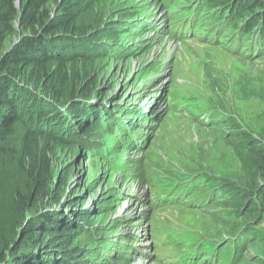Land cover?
Masks as SVG:
<instances>
[{
    "label": "rangeland",
    "instance_id": "374dc122",
    "mask_svg": "<svg viewBox=\"0 0 264 264\" xmlns=\"http://www.w3.org/2000/svg\"><path fill=\"white\" fill-rule=\"evenodd\" d=\"M24 1L0 0V28L5 22L3 15L8 14L6 2H13L17 10L12 19L14 33L6 40V52L31 35L30 30L23 29L20 24ZM36 2L41 3V0ZM65 3L66 0L51 1V16H56ZM137 10L147 13L148 22H163L165 34L150 33L148 37L140 35L141 31L134 41H141L139 56L109 62L99 55L89 69L86 68L96 89V97L89 100L98 97L100 104H112L118 100L123 105L130 104V108L137 112L140 111L141 98L149 95L143 102L154 106V112L147 120L146 131L151 137L149 145L144 151L123 155L128 162L123 170L116 172L102 161L88 158L78 144V138H70L68 143L59 142L47 156L51 178L57 181L56 189L63 190L65 198H71L74 202L70 204L76 206L68 209L57 206L56 209L70 212V215L79 211L86 215L81 217L82 223L86 222L90 230L98 229V234L91 237L77 228L78 222L76 225L67 222L69 226L64 236L56 240L70 254L85 257L87 264H97L101 259L97 250L92 251L94 254L90 252L88 258L85 256L93 246L111 249L116 255L119 253V258L112 264H181L175 253L188 251L201 240L197 229L202 237L222 238L233 233L231 230L238 219L219 216L216 212L220 209L216 207L205 210H191L186 206L157 209V205L152 208L148 199L152 193L161 192L168 183L187 181L198 170L219 175L244 192L253 191L255 183L261 185L264 182L252 164L255 157L251 160L253 143L264 145V59L247 61L213 47L206 40L172 35V22L168 18L170 10L163 0H91L75 16L77 26L81 27L82 38L78 41L88 40L89 43L97 39L98 32L114 27L124 13ZM85 28L87 31L82 32ZM170 43L172 46L169 47ZM74 51L65 55L66 62L75 59L77 51ZM53 58L55 61L48 65L49 75L59 83L67 66L70 70L72 65L74 69H84L81 61L66 65ZM155 95L158 96L157 102L151 98ZM207 98L206 104L218 109V113L228 112L236 117L238 128L250 134L254 141L243 142L240 150L233 145L232 139L241 135L232 127L212 128L198 124L197 112L206 105L202 103ZM121 119L126 120L125 116ZM13 131L11 140L4 146L13 147L15 154L9 150L0 155V166L6 169L0 173L2 214L12 211L14 187H28L29 184L27 171H18L20 163L17 159L24 148L23 136L27 130L17 119ZM62 131L66 132L67 127ZM115 136L114 133L108 136L110 144H115ZM39 150L40 147L33 145L32 157L37 156ZM14 172L16 175H12ZM154 202H158V197ZM33 217L32 212L24 223L27 225ZM24 230L22 228L18 233V240L24 237ZM260 231L264 234V222ZM109 242L114 244L111 248L106 246ZM242 264H264V240L247 249Z\"/></svg>",
    "mask_w": 264,
    "mask_h": 264
},
{
    "label": "trees",
    "instance_id": "16d2710c",
    "mask_svg": "<svg viewBox=\"0 0 264 264\" xmlns=\"http://www.w3.org/2000/svg\"><path fill=\"white\" fill-rule=\"evenodd\" d=\"M51 1L55 0L23 2L20 24L23 29L30 30L31 35L7 52L5 44L14 33L12 19L17 12L13 2H6L8 14L3 15L5 22L0 28V155L9 150L15 154L13 147L4 145L11 140L18 119L27 130L23 136L24 148L17 155L18 171L26 170L29 181L28 187H14L12 194L9 193L13 214L12 211L2 214L0 209V264H87L85 257L70 254L56 241L64 236L69 226L67 222L73 225L78 222L77 228L88 236L98 234V229L90 230L86 222L82 223L81 217L86 215L79 211L70 215V212L56 209L57 206L76 208L70 204L74 202L71 198H65L63 190L56 189L57 181L51 178L47 156L56 144L78 138V144L88 158L98 159L116 172L123 170L128 162L123 155L144 151L150 142L149 139L147 144H139L134 122L127 124L121 119V116H130V104L123 105L118 100L112 104H100L98 97L89 100L96 97V89L87 68L99 55L109 62L137 57L142 53V45L141 41L138 44L134 41L141 31L140 35L148 37L150 33L161 36L165 32L151 28L147 13L137 10L124 13L114 27L98 32L97 39L80 42L81 27L77 26L75 16L91 0H66L54 17L49 12ZM163 4L170 10L168 18L172 22V35L206 40L213 47L247 61L264 59V0H163ZM151 23L162 24L158 20ZM71 51H77L76 57L66 62L65 55ZM53 57L66 65L81 61L84 69H74L72 65L70 70L67 66L59 83L49 75L48 65L55 61ZM207 102L208 98L202 104ZM141 108L142 105L138 104L139 114ZM149 116L145 121L141 119L140 127L149 126ZM196 119L198 124L212 128L226 125L235 129L241 137L232 141L240 150L243 142L254 141L250 134L241 132L236 117L228 112L218 113V109L211 108L209 103L197 112ZM63 127H67L66 132L62 131ZM111 133L116 135L115 144L108 141ZM33 145L40 147L35 158L31 151ZM253 145L251 160L255 157V161L252 164L264 178V145L258 146V142ZM1 171L6 169L0 166ZM254 185L253 191L244 192L219 175L198 170L187 181L168 183L161 192L150 195L148 199L152 208L157 205V209L186 206L191 210H205L216 207L220 209L216 212L219 216L238 219L231 230L233 233L222 238L202 237L197 229L201 240L192 249L175 253L181 264H242L247 249L264 240L260 231L264 222V182ZM233 191H237L236 194ZM156 197L158 202L155 203ZM32 212L35 217L26 225L24 222ZM60 213L68 215L61 216ZM22 228L25 229L24 237L18 240ZM110 245L114 244L109 242L106 246L111 248ZM96 250L101 254L97 264H112L120 256L111 249L96 246L90 247L85 256L88 258L90 252L94 254L92 251Z\"/></svg>",
    "mask_w": 264,
    "mask_h": 264
},
{
    "label": "bare ground",
    "instance_id": "6f19581e",
    "mask_svg": "<svg viewBox=\"0 0 264 264\" xmlns=\"http://www.w3.org/2000/svg\"><path fill=\"white\" fill-rule=\"evenodd\" d=\"M170 46H172L171 43L169 44V47H170ZM174 51H175V50H174ZM163 59H165V58H163ZM156 81H157V80H156ZM145 141H146V140H145ZM124 153H125V152H124ZM140 226H142V225L140 224ZM142 228H143V227H142ZM142 228L140 227L141 230H142ZM110 246H112V245H110ZM146 258H148V256H147Z\"/></svg>",
    "mask_w": 264,
    "mask_h": 264
}]
</instances>
